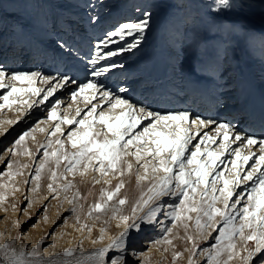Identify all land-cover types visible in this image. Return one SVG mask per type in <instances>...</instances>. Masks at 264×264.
<instances>
[{
	"label": "rangeland",
	"instance_id": "obj_1",
	"mask_svg": "<svg viewBox=\"0 0 264 264\" xmlns=\"http://www.w3.org/2000/svg\"><path fill=\"white\" fill-rule=\"evenodd\" d=\"M90 3L96 5L95 12L101 17L95 24L89 22V13L92 12L89 8ZM214 4L215 0L210 1V6L207 0H0V65L5 66L8 71H39L43 74L40 77H32L31 81L26 79L10 82L6 77L4 82L10 86L0 88V104L3 105L0 107V194L6 197L0 200V243L14 242L18 250L25 252L24 259L28 264H77V262L88 264V257L94 250L106 246L124 230L126 225L120 217L127 215L130 216L128 223L135 222L140 225L139 229L132 228L128 232L127 251L124 253L128 264H210L209 254H214L217 248L226 245L228 241L222 240L218 244L216 237L219 235V228H198L197 213L188 212L186 207L199 204L203 189L208 185L200 184L195 193L189 188L188 200H184L182 195L157 197L149 206L142 207V212L141 208L132 216L131 210L137 202L139 193L142 191L147 193L149 187L147 185H150L154 178L149 168L150 182L146 184V180L138 181V175H144L142 165L156 163L152 156L147 155V150L155 147L152 143L155 140L154 135L145 137L149 141L146 148L135 140L129 145L131 151L141 148L143 159L137 162L135 156L124 157L133 164L130 179L123 181L122 192L115 194L112 200L106 201V194L114 191L116 186L111 184L122 180L120 172L112 170L108 171L107 175H102L93 168L84 172L82 167L77 165L73 175L72 172H65L67 161L63 159L57 166V156H62L65 150L68 154L78 150L72 147L68 133L71 131L75 134L86 127L78 123H61L60 117L67 115L74 121L86 119L92 122L91 131L101 133L98 139L102 140L107 129L106 125L99 121V114L103 111L111 117L109 122L115 123V118L120 115L122 109L120 107L112 109L106 100L101 99L99 91L86 89L81 94L75 85L67 88L58 87L54 96L61 103L55 105L50 103L53 97H49L44 103H37L45 92L36 94L29 90L47 89L49 82L43 77L53 76L58 71L64 72L68 67L72 68L80 83H85L89 78L85 58L92 52L93 46L115 25L137 19L143 11H150L152 13L150 25L142 34L144 39L140 46L109 57L108 60L118 65L122 64L123 67L113 68L105 76L95 79L102 81L113 94H118L133 104L139 102L150 105L154 111H160L162 114L167 111H189L192 116L184 123L185 127L195 115H199L206 120L232 121L238 127L255 132L259 136L264 127H253V120H244L247 112L243 104V95L247 91V82H243L242 78L244 66L241 56L244 53L231 48L230 44L224 41L225 47L217 51L221 68L215 72V60L206 57L210 54L208 51L212 49L214 51V45L211 46L212 42L210 43L207 37H202L204 32L198 35L197 31L207 15L211 17L217 14L220 18L227 19L229 24L226 25L222 18L218 22V27L220 31L225 29V33L216 32L210 38L212 40L222 36L224 39L229 38L227 33L236 27L241 18L258 13L259 9H253L254 7L258 5L259 8L263 7L264 11V0H229L231 6L219 10L213 9ZM68 22H72L75 32L65 33ZM237 26L245 28L242 23ZM251 26L253 33L260 32L262 35L258 45L254 44V39L252 40L254 50L260 53L264 49V19L263 22L252 23ZM61 37L72 39L79 59H70L61 52L56 43ZM238 40L242 41L243 38ZM132 41L133 37L127 36L120 44ZM109 48L116 50L117 45L110 44ZM47 51L54 56L44 59L45 54L42 53L47 54ZM249 57L250 60H254L252 52ZM9 59L11 61H8ZM234 60L236 63L232 67ZM252 72L254 79L247 85L255 84V88L260 90L251 89L249 92H259L264 98V63L258 61L257 64H252ZM200 82L209 89L211 101L209 98L204 100L202 93H198ZM11 87L23 88L24 91L12 92L9 100L15 103L8 104L3 97L8 95ZM120 88H126L127 92L119 93ZM74 90L77 91L75 98L72 97ZM196 94L198 96H195ZM53 106L56 108L57 119L50 118ZM93 106L96 107L95 112L91 111ZM77 109L80 110L79 114ZM150 121L155 123L153 118H142L141 124L126 135L125 140L148 127ZM57 124L60 125L61 131L53 136L52 132ZM162 125L166 127V134L179 131L174 124L169 128L164 122L156 124L155 130ZM217 127L218 124L192 125L189 135L194 138L187 146L185 157L190 158V151L194 150V145L199 144L201 155L198 160L207 166L209 183H214L217 189H221L225 180L231 181L228 187L234 195L229 204L240 199L241 203L237 207L242 208L248 202L249 195L259 196V189L255 194L249 192L253 181L244 180L243 177L249 171H253L255 178V175H258L255 169L264 168V162L259 161L264 149L257 145L242 144L240 141L233 142L234 133L231 132L225 139L223 130L221 133L216 132ZM195 128H198L199 135H195ZM25 133L29 134L17 144L16 141ZM107 136L109 139L113 138L111 133H107ZM58 140L63 141V145L57 143ZM233 150L239 155H235ZM45 152L50 154L55 152L56 155L46 157ZM208 152H216L218 155L214 158L209 157ZM243 157L248 159L245 160ZM213 159L214 164L211 163ZM100 163L95 159L93 165L98 168ZM103 163L107 168L109 162ZM124 167L126 171V166ZM194 167L196 165H188L187 170ZM52 172L57 173V179H52ZM237 174L241 177L239 182L235 181ZM65 175L67 179L62 178ZM100 178L102 180H98ZM97 180L99 183H96ZM69 181L72 186L65 190L63 185ZM49 183L53 185L55 191L49 189ZM241 190L243 195L237 196ZM102 193L104 200L101 199ZM215 194L220 195L218 191ZM125 197L126 203L119 205L118 200ZM144 199H147V196H144ZM181 200H184V204L180 203ZM105 201V214L102 213L104 210H93L95 203ZM66 204L77 209L72 214L66 212L58 221L51 223V217ZM170 205L179 206L177 208L179 220L167 215L171 210ZM216 206L223 207L222 198L216 202ZM149 207L158 209L151 224L139 219L148 212ZM83 215L88 220L86 223ZM189 216L192 218L187 219ZM205 219H201V224ZM236 223H240L239 217ZM214 224L223 227L222 217L217 216ZM164 227L171 228V231L165 232ZM102 229L106 231L102 232ZM245 233H248L247 229ZM101 235H104L105 239H99ZM75 236L76 240H72ZM169 240L171 243L167 242ZM61 241L65 242L59 246ZM233 242L239 254L228 260L229 252L224 250L212 264H244L242 257L247 255V251L244 250L246 242L239 236L233 237ZM254 247V241L246 243L248 250ZM33 248L37 249L39 255H27ZM69 249L74 250L72 255H65ZM120 253L119 249H110L106 259ZM177 253L180 255L177 256ZM262 258L264 251L254 256L251 264H260ZM3 259L0 255V261Z\"/></svg>",
	"mask_w": 264,
	"mask_h": 264
},
{
	"label": "snow or ice",
	"instance_id": "obj_2",
	"mask_svg": "<svg viewBox=\"0 0 264 264\" xmlns=\"http://www.w3.org/2000/svg\"><path fill=\"white\" fill-rule=\"evenodd\" d=\"M231 5L229 0H215L213 5L214 10H219L220 8H228ZM89 8L92 9V12L89 13V22L92 24L98 23L101 19L100 15L95 12L96 5L90 3ZM140 11V9H136ZM152 13L150 11H143L137 19L126 20L115 25L112 29L107 31L104 34V37L101 38L97 44L93 46L92 52L86 59V71L89 73V78L85 83H80L75 73L71 67H68L64 72H57L53 76H44L43 79L49 82V87L47 89H30L29 91L39 94L41 91L45 92V95L37 103H44L49 100V97H53V100L50 103L60 104L61 101L56 99L54 93L57 91L58 87L67 88L70 85H75L76 90L79 93H83L86 89L93 90L94 92L99 91L101 99L106 100L109 106L112 109L120 107L122 109L119 116L115 118V123H110L111 117L106 115L103 111L99 114V121L106 125V133H103V139L100 140L101 133H93L91 131L92 122L86 121V119H80L74 121L69 119L67 115L60 117L61 123L67 122L68 124L78 123L81 126H86L83 131L69 132L68 136L71 141V145L77 151L68 154L66 150L63 152L62 156H57V166H59L60 160L63 159L67 161V166L65 172H72L75 175L77 170V165H80L84 172L89 168L98 170L102 175H107L108 171L118 170L120 175H124V167L126 170L131 172L133 164L131 160H124V157L135 156L137 162L143 159L141 155L142 149L136 148L135 151L129 150V145H132L133 141H137L144 145L146 148L149 141L145 139L146 136L151 137L155 136L157 139L153 140L155 147L147 150V155L152 156L155 160V164H144V175H138V181L149 180L148 171L151 168L154 178L151 180V183L148 187V192L143 193L141 199L137 201L136 205L132 208V216L136 215L138 209H141L144 206H149L150 202L156 199L157 197L165 195H176L183 196L184 200L190 199L188 189L191 188L192 192L195 193L200 184L208 185L203 189L201 194V202L196 205L186 206L188 212H196V225L198 228L204 229L208 227L219 228V235L216 237L218 244L222 240H227L226 245H222L217 248L214 254H209L210 264L216 261L217 257L222 255L224 250L229 252L228 260H232L234 255H238L236 252V244L233 242V237L239 236L248 241H254L255 247L252 250L247 251V255L242 257L244 264H251V261L254 256L264 251V168H256L255 171L258 172V175H255L254 172L249 171L243 177L244 180L253 181L252 186L249 188V192L255 194L257 189H259V196L249 195L247 197L248 202L243 205L242 208H238L237 205L241 203L240 199H236L231 204L229 200L233 197L234 193L229 189V183H232L229 180L224 181V186L221 189H217L214 183H209L207 177V166L205 163H202L198 160V157L201 155L200 145H194V150H191L189 153L190 158L185 157V152L187 151V146L194 138V136L189 135L192 131V125L198 126H207L211 124H218L216 128L217 133H221L223 130L224 138L227 139L228 133H234L233 142L240 141L242 144L246 145H257L260 148L264 149V131H262L259 136L255 132L246 131L232 121H214L202 119L199 115H195L187 127L184 126L185 122H188L192 114L187 111H167L162 114L160 111H154L150 105H144L142 103L133 104L127 99H123L118 94H113V92L108 89L102 81H97L95 78L105 76L106 73H109L113 68L123 67L122 64H116L110 60L109 57L117 56L122 52L130 51L136 49L140 46L141 41L144 39L143 33L149 28L151 21ZM75 27L72 22L66 24L65 33L75 32ZM132 36L133 41L131 43H125L124 45L120 44V41L125 40V37ZM57 46L63 54L67 57L79 59V53L76 50L73 41L71 38L64 39L61 37L56 41ZM117 45L116 50L109 48V45ZM103 62V63H102ZM43 74L39 71L36 72H18V71H8L5 66L0 65V88L9 87L10 84H5V78L8 77L10 82L14 81H31L32 77H40ZM72 92V97L75 98L77 91ZM23 88L11 87V91L8 95L3 97V100L8 104L15 103V101L9 100V96L12 92H23ZM119 93H126V88L118 89ZM114 101V102H113ZM27 103V101H24ZM0 107H3L0 104ZM31 107V105H29ZM126 109V110H124ZM79 114V109L76 110ZM92 112L96 111V107L93 106L91 109ZM51 119H57L56 108L53 106L51 108ZM143 119L153 118L155 123L150 121L148 127H144L143 130L139 133L131 135V138L125 140V136L132 132L138 125L141 124ZM164 122L168 125L169 128L175 125L179 129L178 132H173L171 134H166L162 131H156V124ZM171 122V123H169ZM61 131L60 125H55V130L52 132L54 136L56 132ZM107 133L112 134V139H109ZM29 133H25L20 136L16 141L19 144L24 136ZM199 135V133H196ZM207 135V133H205ZM63 145V141H56ZM123 142V143H122ZM50 146V145H49ZM227 147V145H224ZM235 155H239L236 150H233ZM222 154V153H220ZM44 155L47 157L49 155H56L55 152L48 153L45 152ZM209 157H216L218 154L216 152H208ZM96 159L100 161L99 167L97 168L92 164V160ZM243 159H248V157H243ZM103 161H108L109 164L107 168L105 167ZM260 162H264V154H261L259 157ZM215 163V159L211 161ZM188 165H196L191 170H187ZM44 167V164L41 165V168ZM163 175H158L159 173ZM194 174V179H193ZM52 179H57V173L52 172ZM39 178V172H37V179ZM67 179L66 175L62 177ZM241 177L237 174L235 181L239 182ZM96 183H99L97 180ZM72 186L71 182L64 185L65 190ZM124 186L123 181H120L116 186L114 191L108 192L106 194V201L112 200L113 196L119 193L120 189ZM49 189L55 191L53 185L49 183ZM219 192L220 195H216V192ZM148 193H151L150 195ZM226 193V195H224ZM237 196L243 195V190L241 193H237ZM144 196H147V199H144ZM6 197L3 194H0V200L5 199ZM104 194L102 193L101 199L104 200ZM206 198V199H205ZM223 207H217L216 202L221 200ZM184 200H181V204H184ZM105 203H95L93 205V210L103 211L106 207ZM127 201V198L119 199L118 204L123 205ZM210 201V202H209ZM170 211L167 213L168 216L172 217L174 220H179L180 215L177 212L178 205H170ZM232 209V211H229ZM158 209L156 207H149L147 213L144 216L139 217L141 221H147V223H153L154 217L157 214ZM91 214V212L89 213ZM217 216L222 217L223 227H220L218 224H214L215 218ZM237 217L240 219V223L237 224ZM192 217H187L191 219ZM206 218L204 223L201 224V219ZM120 219L125 223L126 227L123 231L119 233L118 236L112 238V240L106 245L99 249L93 251L91 256L88 257V264H128L126 259L125 252L127 251V238L129 229L135 228L139 229L140 225L132 222L128 223L130 216L124 215ZM87 226V225H85ZM248 230V233H245V230ZM165 232H170L171 228L164 227ZM106 231L102 229V232ZM99 239H105L104 235H101ZM171 243V241H167ZM110 249H119L121 253L119 255L108 256L106 259V254L109 253ZM73 249L67 250L65 255H72ZM0 255L3 256V261H0V264H28L24 259L25 252L18 250L14 246V242L9 243H0ZM30 256L39 255L36 248H33L30 253H27ZM177 256L180 253L176 254ZM79 264V262H77ZM260 264H264V258L261 259Z\"/></svg>",
	"mask_w": 264,
	"mask_h": 264
},
{
	"label": "bare ground",
	"instance_id": "obj_3",
	"mask_svg": "<svg viewBox=\"0 0 264 264\" xmlns=\"http://www.w3.org/2000/svg\"><path fill=\"white\" fill-rule=\"evenodd\" d=\"M210 1L211 0H207V4L210 6ZM260 6H256L254 7L253 9H259L258 13L255 14V13H251L249 14V16H247L246 18H241L238 22L237 25H239L240 23H242L245 28L242 29V28H239L237 25H235L236 27H234L232 29L231 32L227 33V35L229 36V38H219V39H216V40H212L210 37H212L213 35L216 34V32H219L220 34L222 33H225V29L223 31H220L219 27H218V22H220V20L223 18H220L217 14L211 16V17H207L201 22L200 24V29L197 31V34L200 35L204 32V34L202 35V37H207L209 39V42L211 43V46L214 45V51L210 52L208 51L210 54H207L206 57L210 58V60H215V72H217L221 67H219V62H218V55H217V51L218 50H221L223 49L225 46V42H228L230 45V47L236 49L237 51H239L240 53H244L242 57V66H244V71L242 72L243 73V82H247L249 83V81L251 79H254V75H253V72L251 73L252 71V64H257L258 61H262L264 63V49L262 50V52L260 53H257L254 48H253V39L255 40V43L256 45L259 44V41H261V36L259 33L260 32H257V33H253L251 31V24L252 23H255V24H258V23H261L263 22V15H264V11L262 10V8H259ZM223 22L228 25L229 24V21L225 18H223ZM230 24H232V21L230 22ZM225 25V26H226ZM261 28V27H259ZM230 29V28H229ZM239 38H243L242 41H239L238 39ZM12 48H8V50H10ZM41 50V49H40ZM44 50V49H42ZM41 50V51H42ZM209 50V49H208ZM248 50V51H247ZM46 51V50H45ZM44 52V51H43ZM252 52V56L254 58V60H250L251 57H249V54H251ZM17 53V51H16ZM42 54H45L44 55V59H49L51 56H54L52 53H48L47 51V54L46 52L45 53H42ZM11 57V56H9ZM205 57V58H206ZM237 58H240V57H237ZM258 60H257V59ZM260 59V60H259ZM8 61H11V59H9ZM210 62V61H209ZM236 61L234 60L233 63H232V67L235 65ZM238 65V64H237ZM213 66V65H212ZM210 66V68L212 67ZM237 67V66H236ZM231 68V67H230ZM229 68V69H230ZM232 70H234L232 68ZM231 70V71H232ZM243 70V69H242ZM213 71V70H212ZM228 71V69H227ZM226 71V72H227ZM214 72V71H213ZM137 77V76H136ZM131 81V79L129 80ZM138 82V81H137ZM246 83V88H247V91L245 92V94L243 95V104L245 105L244 109H246V113L244 115V120H253V127H261L263 128L264 124V98H263V95L261 93H257V92H249V90L251 89H254L255 91L256 90H260L258 88H255V84H252V85H247ZM175 85V83H173V86ZM178 85V83L176 84ZM198 86L199 88L197 89L198 90V93H202V97L204 100H208V98L210 99L211 96H209L208 94V91L209 89H207L206 85H203L202 82L198 83ZM176 87V86H175ZM178 88V87H177ZM173 89V88H172ZM174 90V89H173ZM178 91V90H177ZM232 91V90H231ZM234 91V90H233ZM229 92V91H228ZM176 93V92H175ZM231 93V92H230ZM185 95V94H184ZM211 95V94H210ZM195 96H198L197 94ZM207 97V98H206ZM203 99L201 101H203ZM213 100V99H212ZM211 101V99H210ZM237 104V103H236ZM233 105V104H232ZM263 124V125H262ZM264 129H262L263 131ZM156 131H162V132H165L166 133V127H164L163 125L160 126V127H157ZM198 132V128H195V135L196 133ZM153 138L157 139V137L153 136ZM124 159V158H123ZM125 160V159H124ZM127 160V159H126ZM95 162V159L92 160V164ZM79 166V165H78ZM124 167V166H123ZM125 168V167H124ZM130 172H128L127 170L124 171V175H122V180H118V181H115L114 183H112L111 185H117L120 181H124L125 179L127 180V178L130 179ZM88 178H86L87 180ZM85 180V181H86ZM98 180H102L101 178L98 179ZM70 182V181H69ZM147 182H150L149 180H146V184ZM68 182H65V184H67ZM87 184V183H86ZM84 184V185H86ZM89 184V183H88ZM63 185V186H64ZM110 185V186H111ZM61 186V188L63 187ZM145 186V185H144ZM149 186V185H147ZM60 188V189H61ZM146 189V188H145ZM144 189V190H145ZM119 192H122V189H120ZM143 194V191L141 193H139L138 195V198L136 199L137 201H139L141 199V196ZM137 203V202H136ZM136 205V204H135ZM134 205V206H135ZM133 206V207H134ZM144 208V207H143ZM143 208L140 210L142 212ZM75 209H77L75 206H72V205H68L66 204L64 207H60L58 210H57V213L54 214L52 217H51V223L52 222H56L59 220L60 217H62L66 212H69V213H73L75 211ZM139 210V209H138ZM88 211V210H87ZM106 212V209H104V211L102 212L103 214H105ZM90 213V212H89ZM82 217V216H81ZM80 217V218H81ZM84 217V215H83ZM86 219L85 223L88 221L86 217H84ZM83 219V218H82ZM84 219V220H85ZM93 232V231H91ZM42 239V237L40 238ZM72 240H76V236L73 237ZM65 241H61L59 243V246L62 245ZM76 242V241H75Z\"/></svg>",
	"mask_w": 264,
	"mask_h": 264
}]
</instances>
